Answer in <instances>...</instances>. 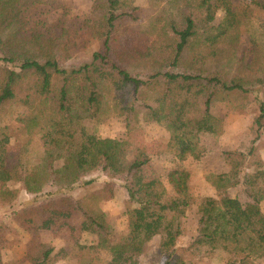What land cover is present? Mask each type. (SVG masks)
Returning <instances> with one entry per match:
<instances>
[{"label":"trees","instance_id":"trees-1","mask_svg":"<svg viewBox=\"0 0 264 264\" xmlns=\"http://www.w3.org/2000/svg\"><path fill=\"white\" fill-rule=\"evenodd\" d=\"M23 2L0 0V110L5 101L25 108L15 121L25 136L40 137L43 156L31 167L19 160L9 168V127L0 124V200L12 203L22 190L42 199L12 211L28 237L25 256L14 264H56L66 257L78 258L80 264H140L156 235H161L160 250L173 252L183 233L182 219L197 199L188 175L178 168L166 179L146 180L143 168L150 156L144 148L99 137L85 123L110 115L128 121L142 105L148 119L169 131L168 149L177 159L199 158L201 136L223 131L212 103L264 89V19L261 32L251 33L247 59L238 50L248 24L229 0H147L146 8L126 0H95L97 16L87 24L86 41L99 39L101 49L90 62L67 67L63 63L77 38L63 29L56 33L31 26L28 15L35 8ZM257 6L264 12V0ZM219 9L223 16L215 23ZM141 11L147 17L143 24L124 23ZM132 28L137 42L120 48L119 35ZM255 99L259 115L254 123L261 129L264 97L256 94ZM254 152L252 144L247 154L226 153L238 160ZM240 166L236 162L228 172L206 175L218 196L200 198L196 234L187 249H222L230 254L227 264H255L254 257L264 256V170L244 173L247 198L241 201L224 192L240 183ZM93 173L106 178L100 188L81 198L69 193L77 184L93 183ZM116 181L123 183L130 206L125 210L128 232L112 242L111 221L100 204L113 198ZM9 183L19 186L11 189ZM12 230L0 223V264H5L2 250L19 242L8 237ZM43 230L68 248L53 254L54 245L41 238ZM91 234L96 241H82ZM101 249L109 258L96 255ZM163 264L193 263L171 254Z\"/></svg>","mask_w":264,"mask_h":264},{"label":"rangeland","instance_id":"rangeland-1","mask_svg":"<svg viewBox=\"0 0 264 264\" xmlns=\"http://www.w3.org/2000/svg\"><path fill=\"white\" fill-rule=\"evenodd\" d=\"M132 6L146 8L147 0H126ZM233 9L238 8L239 13L247 26L242 31L241 43L238 54L241 57L244 54L247 59L250 58V47L252 32L258 30L261 32V24L264 19V12L257 6L262 0H229ZM95 0H40L37 6L34 0H24V5L32 4L28 18L31 26H38L40 29L50 27L54 32L59 33L62 29L69 32L77 38L76 45L71 49V56L65 60L63 65H79L92 60V54L100 50L101 41L95 37H90L86 41V36L90 35L87 24L97 16V11L93 8ZM215 23H218L223 13L217 11ZM137 19L128 18L125 24L135 26L143 24L146 21L144 12ZM138 33L135 29L121 33L117 41L120 48L125 49L137 42ZM258 97H264V89L255 92ZM251 93L248 96L236 95L229 101H214L211 105L213 115L222 119L223 131L220 134H205L201 136V146L203 151L199 158L189 156L179 160L168 149L170 138L169 131L163 124L153 122L147 118V108L142 105L137 107L134 115L127 121L124 116L110 115L103 121L87 120L88 130L99 137L116 138L128 140L132 144L144 148L150 156L149 162L143 168V174L146 180L152 178L166 179L167 174L174 169L183 170L193 186V193L196 202L182 219L183 233L177 239L176 247L173 252H162L160 250L161 235H156L145 247L144 252L139 257L140 264H163L171 254L182 257L187 262L193 264H227L230 254L222 249H215L211 253L202 251H192L187 249L191 239L196 234L197 228V205L201 197L218 196V190L207 180L206 175L210 172L223 173L228 172L232 164L241 162L240 183L229 186L224 192L227 195L236 196L241 201H245V185L243 176L245 172H251L254 169L264 170V126L258 129L254 123L259 115L258 104L255 99L256 94ZM25 108L19 104H13L5 101L0 110V124L9 127L10 142L7 146L6 164L9 168L14 166L19 160H22L26 166L31 167L36 164L43 156V145L40 137H27L23 134L21 125L15 121L16 117L24 112ZM255 146V152L252 156L240 157L237 160L235 154L230 152H243L247 154L251 145ZM237 160V161H236ZM61 161L57 162L59 166ZM95 181L88 185L77 184L69 191L75 198H81L88 192L100 188L105 177L93 173ZM91 178V176L86 177ZM19 186L17 183H9L11 189ZM40 195L34 197L26 191H20L17 198L12 203H5L0 200V223L8 224L13 228L8 233L11 240H19L11 248H4L2 254L6 259L5 264H14L20 260L13 259L14 254L10 249H16L18 244L24 238L23 228L17 226L12 219V211L23 206L39 202ZM101 208L107 213L112 225V242L119 241L128 232V221L125 210L130 206L126 189L121 181H116L114 196L112 199L102 201ZM264 212V201L260 203ZM41 238L45 241L51 240L56 254L61 248H68L64 240L55 238L49 231H45ZM94 235H85L82 238L84 242L96 241ZM17 245V246H16ZM96 255L101 259L109 258L107 250H98ZM64 260H73L75 264H80L78 258L66 257ZM76 259V260H75ZM255 264H264V256L254 257ZM59 263L66 264L64 261Z\"/></svg>","mask_w":264,"mask_h":264},{"label":"crops","instance_id":"crops-1","mask_svg":"<svg viewBox=\"0 0 264 264\" xmlns=\"http://www.w3.org/2000/svg\"><path fill=\"white\" fill-rule=\"evenodd\" d=\"M44 232H45L44 230L41 231V235H43ZM24 236L25 237L22 238V240L20 241V243L18 244V247H16V249H14V250L10 249V251L12 250V253L14 254L13 259L15 261L21 260L26 254V244H27V241H28V237L26 236V234ZM42 240H43V238H42ZM43 241H45V240H43ZM45 242H51V240L45 241ZM2 260L4 262L6 261V259L4 258L3 254H2ZM59 261H62V262L64 261V263H66V264H75V262L73 260L71 261V260H68V259L67 260L60 259V260L57 261L56 264H62V263H59Z\"/></svg>","mask_w":264,"mask_h":264}]
</instances>
